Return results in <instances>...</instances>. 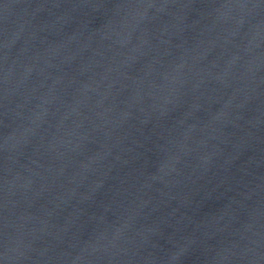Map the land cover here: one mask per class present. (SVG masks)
Returning <instances> with one entry per match:
<instances>
[{"label":"water","instance_id":"obj_1","mask_svg":"<svg viewBox=\"0 0 264 264\" xmlns=\"http://www.w3.org/2000/svg\"><path fill=\"white\" fill-rule=\"evenodd\" d=\"M0 264H264V0H0Z\"/></svg>","mask_w":264,"mask_h":264}]
</instances>
